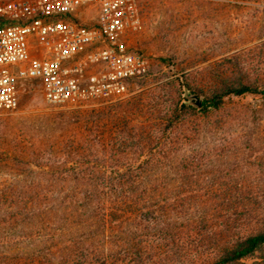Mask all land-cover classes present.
I'll return each instance as SVG.
<instances>
[{
	"label": "trees",
	"instance_id": "16d2710c",
	"mask_svg": "<svg viewBox=\"0 0 264 264\" xmlns=\"http://www.w3.org/2000/svg\"><path fill=\"white\" fill-rule=\"evenodd\" d=\"M221 72L207 93H199L202 98L180 81L182 101L163 129L155 128L166 135L154 136L150 122L148 130L136 131L127 119V102H121L71 119L79 134L45 140L44 149L29 154L35 161H0L7 177L20 182L0 185V264H112L114 255L100 248L187 247L210 229L214 216L250 223L264 217V185L247 183L242 165L211 164L207 170V160L190 155L201 151L204 128L221 133L225 123L193 124L173 135L189 116L199 122L219 112L227 98L264 96V85L246 81L241 69ZM189 94L201 100L199 108L189 103ZM44 154L50 155L46 162ZM258 167L263 173L264 162ZM30 181L47 184L25 185ZM256 225L247 233L220 236L214 245L205 241L225 247L212 264H244L261 252L264 218Z\"/></svg>",
	"mask_w": 264,
	"mask_h": 264
},
{
	"label": "rangeland",
	"instance_id": "374dc122",
	"mask_svg": "<svg viewBox=\"0 0 264 264\" xmlns=\"http://www.w3.org/2000/svg\"><path fill=\"white\" fill-rule=\"evenodd\" d=\"M133 2L138 11L139 28L128 29L122 41L147 60L146 74L128 86L122 100L64 106L46 103L39 83L20 82L17 108L0 112V161L13 157L35 161L29 154L44 149L45 140H62L79 134L71 119L97 115L121 102H127L130 111L127 119L136 131L148 130L145 127L150 122L154 136L166 135L155 128L162 130L164 119L171 117L172 107L182 101L185 92L181 95L180 81L188 83L200 98L212 88V77L221 71L233 74L239 68L246 81L255 86L264 85V0ZM95 17L94 10L88 7L77 13V18L88 24H93ZM38 51L36 43H31V55L37 56ZM234 62L237 68L231 65ZM94 70L91 66L88 73ZM150 110L151 116L147 113ZM209 122L225 123V127L221 133L204 128L199 138L201 151L190 155L196 160H207V170L211 164L221 163L228 168L242 165L247 183L264 185V171L260 174L258 167L264 162V96L227 98L219 112L199 122L189 116L173 135L178 136L182 130L186 133L189 125ZM248 143L252 149L246 147ZM138 149L142 150L143 146ZM43 156V162L50 157ZM7 172L6 167L0 166V185H11L15 180L20 183L18 178L7 177ZM200 177L199 183L203 184L206 178L204 174ZM46 184L44 181L25 183L39 187ZM263 218L260 216L250 223L232 215L214 216L210 229L201 232L187 247H107L108 250L98 251L114 255L112 264H212L225 247L206 246L205 241L211 240L214 245L220 236L247 233ZM241 262L264 264V249Z\"/></svg>",
	"mask_w": 264,
	"mask_h": 264
},
{
	"label": "built area",
	"instance_id": "2783aa9c",
	"mask_svg": "<svg viewBox=\"0 0 264 264\" xmlns=\"http://www.w3.org/2000/svg\"><path fill=\"white\" fill-rule=\"evenodd\" d=\"M86 7L96 14L93 24L77 18ZM137 28L133 0L0 2V112L17 108L20 82L39 83L53 106L124 99L148 64L122 41ZM33 42L37 56L31 55Z\"/></svg>",
	"mask_w": 264,
	"mask_h": 264
},
{
	"label": "water",
	"instance_id": "95a60500",
	"mask_svg": "<svg viewBox=\"0 0 264 264\" xmlns=\"http://www.w3.org/2000/svg\"><path fill=\"white\" fill-rule=\"evenodd\" d=\"M187 99L190 101L191 105L195 106L196 108L200 107L201 100L199 98H197L195 95L189 94V95H187Z\"/></svg>",
	"mask_w": 264,
	"mask_h": 264
}]
</instances>
